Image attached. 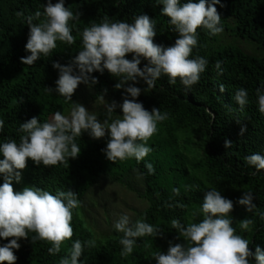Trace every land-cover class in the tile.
I'll return each mask as SVG.
<instances>
[{"label":"trees","instance_id":"1","mask_svg":"<svg viewBox=\"0 0 264 264\" xmlns=\"http://www.w3.org/2000/svg\"><path fill=\"white\" fill-rule=\"evenodd\" d=\"M56 2L58 0H52L53 4ZM180 2L183 4L187 0ZM46 4L47 0H0V120L4 121L0 143L9 139L19 143L23 135L19 127L32 117H39V122L44 123L55 112L63 113L69 102L66 103L65 98L55 92H45V88L55 89V81L59 78L58 70L52 64L68 65L82 50L81 33L91 23L99 24L105 17L112 22L132 23L134 18L147 15L155 23L154 43L166 48L173 46L179 38L169 18L161 15L163 5L160 0H65V7L74 14L80 13L79 21L70 22L75 42L69 45L57 41L56 49L49 56L42 55L33 65H24L21 58L30 55L25 51L29 34L25 18L34 16L36 11L43 13V5ZM221 4L223 7L217 4L216 8L223 30L252 42L263 56H252L235 45L217 47L218 34L210 35L206 29L200 28L197 30L198 44L190 58L203 57L208 64L198 83L189 89L179 79L176 84H169L168 77L162 75L155 87L147 91L142 80L134 85L132 82L125 85V88L135 86L141 89V95L136 99L146 110L151 111L155 107L168 114V119L158 123V131L148 141L151 152L144 160L137 162L135 158H129L112 163L102 151L109 136L106 134L104 138L94 140L84 133L76 138L81 152L77 158L69 160L68 167L37 166L29 159L21 173V181H13L15 191L28 186L41 188L53 195L71 190L77 194L79 207L86 193L103 182L125 186L145 201L146 207L138 213V220L160 229L162 237H140L133 252L121 256L119 239L123 234L115 233L103 242L94 240L93 248L85 247L78 264H156L154 253L166 254L169 242L184 243L182 237L177 239L179 232L172 228L171 221L179 220L185 227L200 222L205 192L213 188L233 202L230 216L236 234L249 240L253 253L257 246L264 249V219L256 215L264 212V170L257 172L245 160L254 153L264 155V114L258 110L256 95L258 88L264 93V0H221ZM125 58L131 60L132 54ZM217 61L222 62V75L215 67ZM146 64L147 60L141 57L140 67ZM90 75L98 79V83L89 88L93 99L104 94V99L117 104L123 102L127 93L124 88H115L117 78L107 70L103 74L93 72ZM220 85L224 86L223 93L219 90ZM240 88L248 91L249 100L242 111L234 101V94ZM128 98L131 99L130 96ZM115 115H122L121 110L113 113V119ZM100 118L102 121L107 119L106 110ZM242 126L247 128L243 136L239 135ZM191 135H197V147L202 153L197 164L188 163L175 148L178 138L186 145ZM225 140L231 141L230 148L224 147ZM0 159H3L2 155ZM149 163L154 168L152 174L145 166ZM187 163L192 170L200 172L203 182L196 177L195 171L187 173ZM3 179V174H0V185ZM138 186L140 192L136 189ZM174 188L179 189L178 195L173 193ZM249 191L256 205L252 213L237 203L244 192ZM79 207L73 210L74 236L61 246L60 253L50 255L48 249L51 244L40 240L33 244L31 237L35 234L29 233V239L19 240L20 248L13 250L16 264H59L62 257L70 254L74 240H93L79 217ZM245 218L254 220L250 230L240 228V221ZM9 242L0 238V246Z\"/></svg>","mask_w":264,"mask_h":264},{"label":"clouds","instance_id":"2","mask_svg":"<svg viewBox=\"0 0 264 264\" xmlns=\"http://www.w3.org/2000/svg\"><path fill=\"white\" fill-rule=\"evenodd\" d=\"M160 3L163 5L161 15L169 18L174 32L179 34L173 46L165 48L154 43L155 23L147 15L134 18L132 23L112 22L105 17L101 23H91L83 29L82 50L67 66L58 62L52 64L58 70L59 78L55 81V89L45 88V92H55L64 97L66 103L71 102L79 85L91 88L98 83V79L90 75L93 72L103 74L107 70L117 78L115 88H124L127 93L121 104L116 101L109 103L105 101L104 94L98 95L99 102L105 106L107 119L101 122L83 105L71 103L68 115L57 111L50 121L40 123L39 117H32L21 124L19 131L23 135L19 143L12 139L0 143V155L3 156L0 159V174L4 178L0 185V238L10 241L0 246V264H16L13 250L20 248L19 240L29 239V233L35 234L31 237L33 244L38 240L51 244L48 249L50 255L60 253L61 246L74 236L73 210L79 207L76 193L67 190L53 195L34 186L25 187L22 191L14 190L13 181H21V173L29 159L37 166L68 167L69 160L77 158L81 152L76 138L87 133L94 140L104 138L106 134L109 136L102 151L112 163L129 158L140 162L151 152L148 141L158 131V123L168 119V114L155 107L151 111L146 110L136 99L141 95V89L124 86L142 80L147 85V91L155 87L162 75L168 77L169 84L174 85L179 79L189 89L199 82L208 61L203 57L190 58L198 44L197 30L206 29L210 35L223 32L216 8L217 4L223 7L221 0H211L210 3L207 0H187L183 4L180 0H160ZM25 19L29 28L25 51L30 55L22 57L20 62L31 66L42 55L49 56L56 49L57 41L69 45L75 42L70 22L79 21L80 13L74 14L69 7H65V0H58L55 4L47 0L43 13L36 11L34 16ZM34 20L38 22L34 23ZM128 54H132L131 60L125 58ZM141 57L147 60L143 68L140 67ZM221 64L217 61L215 67L222 75ZM219 90L223 93L224 86L220 85ZM256 95L258 110L264 114V93L258 88ZM234 101L242 111L249 103L248 91L243 88L236 90ZM117 108L122 115L113 119ZM3 127L4 121L0 120V130ZM246 131L247 128L242 126L239 135L243 136ZM231 145V141L225 140L226 149ZM245 160L257 172L264 170V155L254 153ZM145 166L149 174L154 173L150 163ZM172 191L179 194L177 188ZM253 199L250 191L244 192L237 203L252 213L256 209ZM233 208V202L215 188L206 191L201 205L203 219L187 227L173 219L171 226L179 232L177 239L182 237L184 243L169 242L166 254L160 251L154 253L156 264H253V260L255 264H264V249L257 246L253 253L249 240L236 234L230 216ZM256 215L264 219V212H257ZM253 223V219L245 218L240 221V228L250 230ZM113 227L123 234L119 239L121 256L131 254L140 237L163 236L157 227L144 220L133 223L127 215H121ZM85 247H95V241L74 240L70 254L62 257L59 264H78Z\"/></svg>","mask_w":264,"mask_h":264},{"label":"rangeland","instance_id":"3","mask_svg":"<svg viewBox=\"0 0 264 264\" xmlns=\"http://www.w3.org/2000/svg\"><path fill=\"white\" fill-rule=\"evenodd\" d=\"M219 45H235L252 56H263V52L258 50L252 42L234 37L229 30H223L222 33L218 34L215 46L218 47ZM105 101L112 102L107 99ZM71 103L83 105L89 112L96 114L98 119L103 122L100 114L106 110L105 106L98 99H93L89 87L82 84L79 85L72 96L71 102L65 107L62 114H69ZM118 110L119 108L116 109L115 113ZM51 118L52 116L49 121ZM114 118H117V116L115 115ZM198 144L197 135H191L186 145H183L181 138H178L175 148L186 157L188 163L197 164L202 154L197 147ZM188 163L186 166L187 173L191 174L192 171H195L196 177L203 182L204 179L200 176V172L197 169L192 170ZM136 189L139 192L141 191L139 186ZM145 207V201L140 199L136 192L122 185L103 182L88 194L86 193L80 203L78 214L83 220L86 229L90 232L91 238L103 242L118 233L115 231L113 224L121 215L129 216L130 221L134 223L138 220V213L144 210Z\"/></svg>","mask_w":264,"mask_h":264}]
</instances>
